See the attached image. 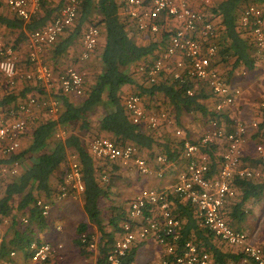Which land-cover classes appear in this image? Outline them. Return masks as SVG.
<instances>
[{
	"label": "built area",
	"instance_id": "2783aa9c",
	"mask_svg": "<svg viewBox=\"0 0 264 264\" xmlns=\"http://www.w3.org/2000/svg\"><path fill=\"white\" fill-rule=\"evenodd\" d=\"M43 1L0 0V3L16 16L28 20L39 10ZM81 1L65 0L50 22L42 28L27 32L25 47L29 69L25 72L18 71L16 49L0 39V83L5 82L7 86L13 87L22 79L48 88L57 82L63 94H82V72L68 66L55 74L53 68L42 58L44 48L53 45L74 23ZM216 1L218 0H195L193 5L189 0L125 1L124 13L133 28L140 32L155 34L166 28L164 23L167 20L176 23L173 32H169L163 54L148 67L141 65L139 72L144 73L151 84L156 83L163 72L169 73L178 83L189 81L193 86L186 89L188 96H192L196 89L204 88L209 97L213 98L210 111L214 116L208 119L209 129H205L192 141L186 137L183 128L178 126L174 115L146 110L137 94H129L124 98L123 104L133 123L143 124L150 130H157L160 126L167 127L173 137L182 139L180 158L184 164L174 181L163 189L142 188L134 194L127 205L125 218L119 223V231L104 264H118L128 249L150 239L161 246L164 254L147 264H210V254L207 251L192 240L181 242L182 221L175 213L174 198L190 205L199 228L235 248V253L241 255V264H264V248L250 243L246 233L231 226L226 215V203L235 195L233 179L262 175L260 169L244 166L243 162L248 135L252 130L255 136V157L264 161V125L260 126L261 121L246 122L236 116H227V112H230L235 101L242 95V89L226 82L215 64V30L213 23L205 19V9ZM239 25L252 40L260 57L258 66L264 72V7L256 3L247 4L240 13ZM98 35L99 28L96 25H87L81 40L80 61L88 59L95 50ZM5 65L12 66L10 72L5 70ZM260 107L264 108V92ZM36 108L43 110L47 118H55L60 110V101L55 97L39 100L30 95L8 107L7 112L0 115V155L3 158H9L20 151L28 120L34 115ZM65 135L64 129L55 133V137ZM88 150L95 158L133 167L143 176L155 174L159 179L163 178L165 168L175 164L165 155L157 154L154 161L158 168L153 169L148 159L137 155L135 146H117L108 137L91 139ZM213 166L215 169L212 170ZM21 169L22 165L18 160L0 165V172L6 176H16ZM102 180H106V177L103 176ZM83 189L80 166L76 157L71 156L68 170L58 187V198L77 196L82 194ZM35 205L42 215L48 214L50 207L46 200L39 198ZM26 221L23 217L22 222ZM82 241H85L84 236ZM28 249L30 259L39 263L45 262L53 252L48 243L32 242ZM88 249H96L93 237L88 243ZM10 254L14 255V252Z\"/></svg>",
	"mask_w": 264,
	"mask_h": 264
},
{
	"label": "trees",
	"instance_id": "16d2710c",
	"mask_svg": "<svg viewBox=\"0 0 264 264\" xmlns=\"http://www.w3.org/2000/svg\"><path fill=\"white\" fill-rule=\"evenodd\" d=\"M125 1L82 0L77 18L67 36L53 48L56 55L66 54L76 39L80 35L82 37L85 26L94 24L99 28V35L97 46L89 57L97 55L98 47H102L100 54L95 56V62L98 61L101 68L98 70L96 66L94 72L86 81L84 80L83 92L77 100L69 99L65 95L58 96L60 110L55 118H47L42 114L44 117L28 123L27 133L25 131L27 135L24 133L23 137L27 139L30 136V143L25 148L9 158H0V165L14 160L20 161L22 165L20 173L13 177L8 176L10 178L0 191V222L7 219L13 232L10 238L6 239L3 236L0 241V260L10 259V253L14 251L26 255L29 253L31 256L29 245L34 241L40 243L34 228L41 230L46 220V216L41 214L35 202L41 196L51 195L54 178L59 185L61 184L68 170L69 159L75 156L84 186L82 205L87 221L77 226V238L74 243L80 252L84 253L91 240L90 227H96L100 233L96 263H105L115 234L119 231V223L125 218L126 212L114 207L106 224L103 223L100 201L103 197L108 198L115 177L108 176L106 165L108 160L91 155L88 150L89 142H85L80 135L89 133L92 120H96V132L91 135L90 140L109 136L117 146L125 144L135 146L138 156L153 158L157 154H163L170 161L178 159L182 145V139L170 136L167 127L160 126L157 130H150L143 124L133 123L123 104L127 95H139L144 106L150 111H164L174 115L177 124L181 126L183 124L177 120L184 114L198 113L207 119L214 116L203 103V100L209 97L204 88L196 89L192 96H188L185 91L193 86L191 82L178 83L169 76V73L163 72L161 79L151 84L146 75L138 71L137 66L141 60L152 57V60L145 62V67H148L163 54L165 38L170 33L167 31L164 34L147 33V37L144 38L150 39L146 40L147 42L137 39L135 37L137 30L133 29L128 16L124 13ZM249 3L264 7V0H218L205 9V19L214 25L213 42L217 46L215 64L219 69L220 65L228 63L232 64V70L237 67L252 70L259 65V54L250 37L239 25L240 13ZM60 7V3L53 7L49 1L44 0L39 10L28 20H24L0 3V10L2 8L9 10L8 13L0 12V27L14 35L12 42L8 43L16 48L25 41L27 32L45 26ZM157 34L161 35L157 37ZM225 80L228 82V79ZM125 85H132L133 91L125 94L122 91ZM15 100L16 95L5 93L0 98V109L6 108ZM99 111H102V114L96 119ZM262 125L264 112L260 123V126ZM61 129L66 130V135L55 137V133ZM185 130L188 137L189 131L186 128ZM261 170L263 176L260 177L233 179L232 184L240 197L238 204L232 207L230 218L239 222L243 220L244 202L259 199L264 195V163ZM103 176L106 180H102ZM175 213L183 220L180 228L181 242L192 240L198 247L211 253L216 264H224L227 260H240L241 255L220 250L214 242V236L197 226L193 209L189 204L177 202ZM23 216L27 220L26 223L22 222ZM83 236L85 241H82ZM141 244L128 249L118 264H131ZM48 260L49 258L46 261Z\"/></svg>",
	"mask_w": 264,
	"mask_h": 264
},
{
	"label": "crops",
	"instance_id": "0c3cea01",
	"mask_svg": "<svg viewBox=\"0 0 264 264\" xmlns=\"http://www.w3.org/2000/svg\"><path fill=\"white\" fill-rule=\"evenodd\" d=\"M64 2H65V0H62V1L60 0L61 6L64 4ZM189 2L193 5L194 2H195V0H189ZM2 9L4 10L5 8H2ZM7 11H9V10L8 9L7 10L6 9L4 10L5 13ZM164 24L167 25L166 28H162L159 33H163L164 34L166 31L168 33L169 32L172 33L173 32V29H174L173 26L174 27L176 26V23L173 22V21H171V20H167ZM70 27H68L57 38L56 42L53 45L46 46L44 48V51H43V54H42V58H43L44 62L46 64H48L49 66H51L53 68V70H54L55 67H60V66L63 67V68L68 67V66H73L74 68L78 69L82 73L83 72H86L87 70H89L88 71L89 73H93V71H94V69H95L96 66H98V70H99L101 67H100L98 61L95 62V60H96L95 56H97V55L100 54V52L102 51V47H98L99 48L98 49V52H96L97 55H95V54L94 55H91V57H89L86 60H82V61L79 60V54H80V51L82 50V44H81L82 43L81 42L82 37H81V35L76 39V41L74 42V44L72 46H70V48L66 51V54L64 53L62 55H58V54L56 55L55 50L53 48H54V46L56 44H58V42H60V40L64 39L67 36L68 32L70 31L69 30ZM86 27H87V25L85 26L84 30L86 29ZM167 27H168V29H167ZM1 28L2 27H0V29ZM133 29L135 30V28H133ZM160 35L161 34H157V37L160 36ZM169 36H170V34L166 35L164 44H166L167 41L169 40ZM135 37L137 39H139L141 41H145V42H147V41L150 40V39H148V40L147 39H144L145 37H147V33L140 32L138 30H137V33H136V36ZM0 38H2V37H0ZM140 38H142V39H140ZM25 43H26V39H25V41L20 46L16 47L15 49H16V53H17V56H18V61L20 62V58H21L19 54L20 53H23L24 58H25V62L27 63V61H26V47H25ZM150 60H152V57H148V58H145V59L141 60L138 63L139 65L137 67L139 68L141 65H145V62H148ZM95 64H96V66H95ZM58 65H60V66H58ZM254 69H258L259 70L258 74L259 73L262 74L261 75V78L264 77V72L260 70L259 66H256ZM25 71L26 70H22L21 72H25ZM220 71L222 72V70H220ZM248 71L249 70H246V71H244L242 73V75H244L246 73V77L243 80L239 79V77H234L232 79L231 83L228 82L233 87H239V88H241L242 89V95L239 96L238 99L235 101V104L232 106V110H230V112H227V116L230 117V118L236 116L237 118L242 119V120H244L246 122H249L250 121L249 116L251 114H254L256 112V109H255L256 108V104H253V102L251 104V102L249 101L250 100L249 99V96L250 95L251 96L253 95V97H257L256 90L258 89V86L260 85L259 82H258L259 79L257 80L255 77H252L251 78V76L248 75ZM252 73H253V71H252ZM55 74H57V73H55ZM84 75H86V73ZM241 78H243V77L241 76ZM21 82L22 81H20V82L18 81L16 83L17 84L16 87ZM37 85L39 87L38 86H33V87L28 86L25 89H22L21 94H16V101L14 103H12L11 105L7 106L6 108H4L2 110L0 109V115L5 114L7 112V110H8V107L13 106V105H16L19 101L26 99L30 95H34L35 97L41 98V99L42 98L49 99L50 97H55V98L58 99V96H62V95H65L69 99H74V100H77L78 99V96L77 95H74V94H63L61 92V90L59 89V86H58V83L57 82H55L52 87H48V88L47 87H44L43 85H40V84H37ZM122 91L125 94L131 93L133 91V86L132 85H125V86H123ZM3 93H4L3 90L0 89V96H2ZM14 95H15V93H14ZM260 96H261V99H262V96H263L262 93H261ZM203 103H205L206 104V107H208V109L211 110L210 109L211 107H209V105L210 104L213 105V103H214L213 102V98L208 97V98H206V99L203 100ZM208 103H209V105H207ZM261 109L262 108L260 107V111L258 113V116L256 118V121H262L263 120L264 108L262 110ZM39 110H41V109H39V108H36L35 109L34 115L32 116V118L34 120H38L39 119V117H40ZM99 114H102V111H99L98 116H97L98 119L100 117ZM184 115L185 116L179 117V119L177 121L178 122H181V119H183L184 127L186 129H190L191 130V131L189 130V132H188V133H190V135H191V132L194 134V133H196L199 130H202V132H203L205 129H209L208 122H207V124L202 125V123H203L202 119L203 120H206L207 117H201V115L197 113V114H195V116L198 117L199 120L197 119V120L193 121V120L187 119V117L190 114H184ZM250 118L252 119V116ZM91 125L95 126L97 124L91 123ZM227 125H228V123L226 124V126ZM27 126H28V124H27ZM195 127L197 128V130L195 129ZM194 130H196V131H194ZM250 132H251V134L254 135V132L253 131H250ZM190 135H188V137L187 136L186 137L191 140L192 138H191ZM80 136L83 139V134L80 135ZM29 143H30V136H28L27 139H24V137H23L21 139V148L20 149L25 148ZM179 151H180V149H179ZM144 158H146V159H148L150 161V164L152 165V168L153 169H157L158 168V165L154 161L155 157L149 158L148 156H146ZM177 158H178L177 160H174V163L175 164L173 166H170V167L165 168L164 173H163V178H161V179L157 178L155 176V174L148 175V176L147 175L146 176H143L142 175L143 178L140 180V183L143 186L142 188L163 189V187H165L168 184L172 183L174 181V179H175L176 174L179 172V170L182 168V166L184 164V161L180 158V154L178 155ZM261 172H262V170H261ZM144 177H146V178H144ZM58 183L59 182L54 178L52 180L53 191H52L51 195L49 197L41 196L42 199L47 200V201H50L52 204H55V207H54L55 209H57L59 207L61 208V211L57 212V214L55 213L56 214V220L54 221V224H56L57 221H59L58 219H64L63 225L61 227L62 228L61 229V233L59 231H57V230H59V227L56 226V230H55V233H54V235H55L56 238L53 239V241L51 242V245H52L53 253L54 254L55 253H59L60 254L62 248H64V245H63V243L60 240L61 238H64L66 240L67 239L68 240H74V241L77 238V233H74V232H76V229L72 232L71 231V228L70 229L68 228L67 215L69 216V213H67L66 210L69 208L70 205H72V202L75 199H77L78 197L81 198V201L80 200L79 201H80V205L82 206V209H83V205H82V194H78V196L69 195V196H67L65 198H61V199L58 198V193H56L57 190H58V185H59ZM239 197H240L239 196V192L235 188V195L231 199H229L227 201V203H226L227 220L231 224V226H233L236 229H239V228L242 229L243 227H245V225H247V228H248L247 229V232H248L247 233V238H248V241L251 243L253 241L252 233L254 232L256 226L254 227L250 222L248 224V218L247 217L250 215L249 214V208L248 207H249V204L251 202L256 201L257 199H249L246 202H244L243 210L245 212V216H244L243 220H241L239 222V221H236V219H233L232 217L230 218V212L232 211V207L235 206L236 204H238ZM174 201H175V204H177V202L186 203L184 201L181 202V201L177 200V198H174ZM50 202H49V204H50ZM50 208H51V206H50ZM83 212H84V210H83ZM49 214H50V210H49L48 214L46 215V217ZM84 214H85V212H84ZM23 217H25V216H23ZM194 219H195V217H194ZM250 220L252 221V218ZM86 221H87V216L85 214V217L82 219V222H86ZM181 221L183 222L182 219H181ZM45 223H47V218L45 220ZM34 231L36 232L37 238L39 239L40 236H41V234H42V232L44 230L43 229L42 230H38L37 227H35L34 228ZM67 234H68V236H67ZM12 235H13V233L10 236L6 237V239L10 238ZM1 239H2V237H1ZM39 241H40V239H39ZM94 241L96 242V249L90 250V251L97 250V239L94 238ZM34 242H36V241H34ZM214 242L216 244L217 243L220 244L219 245L220 247L218 246V244H217V246L223 252H230L229 250L231 248V253H234L235 254V251H234L235 248H233L231 246H229V248H225L227 246L222 244L224 242H222V241H220V240H218L216 238L214 239ZM40 243H49V242H42V241H40ZM253 245H255V244H253ZM141 247L142 248H147V252L145 254H142V255L138 256L139 258H137V255H135L134 261L131 264H147L148 262H151V261H153L155 259L160 258V255L162 253L161 252L162 250H161V248H160L161 246L159 244L157 246L155 244V242L149 241L147 243H142L141 246H139V248H141ZM15 253L20 258L22 257L23 262H25L26 264H42V263H39V262H34L32 259H30L29 253L26 255L23 252L14 251V255H16ZM209 254H210V262L212 260L213 263L216 264L215 261H214V258L212 257V254L211 253H209ZM14 255H11L10 254V256H9L10 259L1 260V261L8 262V264H21L20 263V260H19V263H18L17 260H14L13 257H11V256H14ZM238 261L240 262V260H238ZM45 262H47V261H45Z\"/></svg>",
	"mask_w": 264,
	"mask_h": 264
},
{
	"label": "rangeland",
	"instance_id": "374dc122",
	"mask_svg": "<svg viewBox=\"0 0 264 264\" xmlns=\"http://www.w3.org/2000/svg\"><path fill=\"white\" fill-rule=\"evenodd\" d=\"M48 1H50L49 3L53 7H56L60 3V0H48ZM4 10L2 9V10H0V12L3 13ZM0 37L3 38V39L2 38H0V39L5 41L6 43H8V42H12V38L14 37V35L12 33H8L6 30L1 28L0 29ZM8 44H11V43H8ZM19 55L21 58H20V62L18 61V71H19V73H21L22 70H27L29 68H28V64L25 62V58H24L23 53H20ZM58 66H60V65H58ZM95 66H96V64H95ZM62 68L63 67H61V66L55 67L54 72L57 73ZM95 69H96V67H95ZM220 70L223 71L225 78L228 79V82H230V83L234 77H239V79H241V80H243L246 77V73L244 75H242V73L244 71H246L245 69H243L241 67H237V68L232 70V64L231 63H228V65H226V64L220 65ZM88 71L89 70H87L86 72H83L84 74L86 73V75H84V77L86 76V78H84L85 81L91 75V73H89ZM252 71H253V73H252ZM258 72H259L258 69H253V70L248 71V75L251 76V78L255 77L257 80L259 79L258 82L260 84V85L258 84L259 86H258V89L256 90L257 97H253V95L249 96V99H250L249 101L251 102V104H252V102H253V104H256V108H255L256 112L249 116L250 120H256L258 113L260 111V102H261V96L260 95H261V93L263 95V92H264V77L261 78L262 74L261 73L258 74ZM241 76L243 78H241ZM18 81L19 82L22 81V82L17 87H16L17 84L13 87H9L6 85L5 82H1L0 83V89H2L4 92L2 94V96L5 93H11L13 95H14V93H15V95L21 94L22 89H25L28 86H31V87L38 86L34 82H30V81H25L22 79H19ZM2 96H0V98ZM38 99L43 100L44 98H42V99L38 98ZM15 101H13V103ZM207 105H209V103ZM209 107L212 108L213 105L210 104ZM146 110H148V109L146 108ZM231 110H232V108H231ZM148 111H150V110H148ZM154 111L155 110H153V112ZM39 114H40L39 118H41V117H44L42 114H45V113L43 112V110H39ZM182 116H185V115H182ZM251 116H252V119L250 118ZM95 118L98 119L97 117H95ZM187 119H190L193 121H195L197 119L199 120V118L196 117L195 114H190L187 117ZM31 121H34V119L32 117L28 120V123ZM202 121H203L202 125H204V124H207L208 119H206V120L202 119ZM92 123L96 124V120H92ZM181 123L184 125L183 119H181ZM183 125L182 126L178 125V126L182 127L184 132H185L186 130H185V127H183ZM95 127H97V126L92 125V127L90 128V132L83 135V139L85 142L88 143L90 138L92 137L91 135L95 134V132H96ZM195 129L197 130L196 127H195ZM187 130L189 131L190 129H187ZM196 130H194V131H196ZM169 132H170V130H169ZM197 132L194 134L191 132V135L189 133L192 140H194V141L201 135L202 130H199ZM26 133H27V129H26ZM26 133H25V136L27 135ZM169 135L172 136L171 132L169 133ZM104 137L109 138V136H104ZM254 145H255V136L253 134H251V132H250V134L248 135L247 147H246V156L244 158L243 165L244 166H250L252 168H258L261 170L262 169V163H264V161L256 159L255 153H254ZM140 157L144 158L143 156H140ZM0 158H1V156H0ZM107 162L108 163H106V165H107V169H108L107 170L108 176L112 177V178L115 177L114 178L115 181L113 182V185H112V188L109 192L108 198L103 197L100 201V205L102 208L101 209L102 210V219H103L104 224H106L107 219L112 214L111 209H113L114 207H115V209L120 208L124 212H126L127 205L129 203V201L131 200V198L134 196V194L136 192H138V190H140L143 187L140 183V180L143 178V176L141 174H139L133 167H124V166L118 165L116 162H111V161H107ZM9 178L10 177H8V176H6L0 172V191L2 189L3 184ZM144 178H146V177H144ZM79 200L81 201V198H79V197L77 199H75L72 202V205H70L69 208L66 210V212L69 213V216L67 215L68 228L69 229L71 228L72 232L75 229H77V226L82 222V219L85 217V214L83 212V209H82V206L80 205ZM263 205H264V195L261 196L256 201H253L249 204L248 208H249V214L250 215L247 217L248 218V224L250 222L254 227L256 226L254 232L252 233L253 241L251 243L255 244L257 246L259 245L260 247H264V206ZM50 206H51V208H49L50 214L46 217L47 223H45V226L42 228L44 231L42 232L39 239L42 242H49L51 244L53 239L56 238L54 235L55 230H56V226L59 227V230H57V231H59L61 233V229H62L61 227L63 225L64 219H58L59 221H57V223L54 224V221L56 220V214H57V212L61 211V208L59 207V208L55 209L54 208L55 204H52L51 202L49 204V207ZM251 218H252V221L250 220ZM9 226H10V222L7 219H4L2 222H0V237L3 238V236H4L6 238L13 233L10 230ZM108 229H110V228H108ZM247 229H248L247 225H245V227H243L240 230L244 231V233H246V235H247V233H248ZM90 231H91V237L97 239V244H98V240L100 237V233H99L98 229H96V227H94V226H91ZM74 233H76V232H74ZM67 236H68V234H67ZM115 236H117V235L115 234ZM60 240L64 245V248H62L61 253L60 254L59 253L54 254L52 252V254H51L52 256L50 255L49 260L47 262L42 263V264H97L96 261H97V257H98V250L90 251L87 249L83 253V252H80L79 247H77L74 244V240H68V239L66 240L64 238H61ZM149 241H153V240L150 239V240L145 241L143 243H147ZM155 244L158 246V244L156 242H155ZM217 244H218V246L220 245L219 243H217ZM222 244L227 246L225 248H229V245H227L225 243H222ZM161 250H162L161 251L162 253L160 256H162L164 254V251L162 248H161ZM229 251L231 252V248ZM146 252H147V248L141 247V248L137 249V252H136L137 258H139L138 256L145 254ZM11 257H13L14 260H17L18 263L20 260L21 264H26L25 262H23L22 257L20 258L19 256H17V254L14 256H11ZM148 263H150V262H148ZM0 264H8V262H4V261L0 260ZM210 264H214L212 260H211ZM225 264H241V263L239 261L227 260L225 262Z\"/></svg>",
	"mask_w": 264,
	"mask_h": 264
},
{
	"label": "clouds",
	"instance_id": "9594fccd",
	"mask_svg": "<svg viewBox=\"0 0 264 264\" xmlns=\"http://www.w3.org/2000/svg\"><path fill=\"white\" fill-rule=\"evenodd\" d=\"M4 67H5V70L6 71H9V72L11 71V68H12L11 65H5Z\"/></svg>",
	"mask_w": 264,
	"mask_h": 264
}]
</instances>
